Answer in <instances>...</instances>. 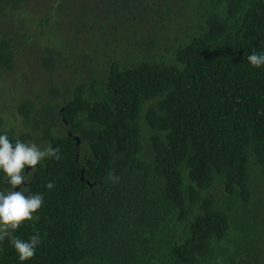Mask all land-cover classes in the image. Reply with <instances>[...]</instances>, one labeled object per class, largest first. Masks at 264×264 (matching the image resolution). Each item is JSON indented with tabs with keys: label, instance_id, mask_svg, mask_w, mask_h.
Segmentation results:
<instances>
[{
	"label": "trees",
	"instance_id": "trees-1",
	"mask_svg": "<svg viewBox=\"0 0 264 264\" xmlns=\"http://www.w3.org/2000/svg\"><path fill=\"white\" fill-rule=\"evenodd\" d=\"M254 52L264 0H0V134L61 156L37 166L43 207L15 233L39 232L35 257L5 240L0 264H264Z\"/></svg>",
	"mask_w": 264,
	"mask_h": 264
},
{
	"label": "clouds",
	"instance_id": "clouds-1",
	"mask_svg": "<svg viewBox=\"0 0 264 264\" xmlns=\"http://www.w3.org/2000/svg\"><path fill=\"white\" fill-rule=\"evenodd\" d=\"M247 59L255 68L264 66V54L254 52ZM46 158L59 161V148H53L49 144L42 149L36 143L29 144L20 140L13 143L6 133L0 134V171L6 175L7 182L11 185L7 192L0 191V242H10L21 262L34 258L37 247L41 244L39 232L28 241L20 239L15 233L26 223L36 219V214L43 207L41 194L28 195L26 192L37 166ZM108 179L115 184L119 178L110 173ZM46 187L53 189L55 185L49 182Z\"/></svg>",
	"mask_w": 264,
	"mask_h": 264
},
{
	"label": "rangeland",
	"instance_id": "rangeland-1",
	"mask_svg": "<svg viewBox=\"0 0 264 264\" xmlns=\"http://www.w3.org/2000/svg\"><path fill=\"white\" fill-rule=\"evenodd\" d=\"M67 23H68V20L65 21L64 24L66 25ZM27 66H28V68L31 71H33V64L31 62H29L27 64ZM56 81L59 82L60 80L59 79H56ZM4 82L7 83V84H9V88H12L13 87L15 89L14 92L17 93V94H19V92L21 90V86H20L19 83L13 84L11 82L10 78H5L4 79ZM26 89H27L26 91H27L28 94H32L34 96L40 95L41 93H43L44 92V87H43V79H42V77L40 75H38V74H34V73L31 74L29 76V84H27ZM18 99H19V97H16L15 100H18ZM39 147H41L42 149L45 148V147H42V146H39Z\"/></svg>",
	"mask_w": 264,
	"mask_h": 264
},
{
	"label": "water",
	"instance_id": "water-1",
	"mask_svg": "<svg viewBox=\"0 0 264 264\" xmlns=\"http://www.w3.org/2000/svg\"><path fill=\"white\" fill-rule=\"evenodd\" d=\"M76 140H77V144H79L80 142V139L78 137H76Z\"/></svg>",
	"mask_w": 264,
	"mask_h": 264
}]
</instances>
